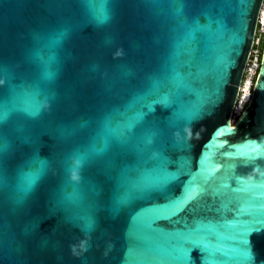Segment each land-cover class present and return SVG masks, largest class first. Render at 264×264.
<instances>
[{
	"label": "snow or ice",
	"instance_id": "obj_1",
	"mask_svg": "<svg viewBox=\"0 0 264 264\" xmlns=\"http://www.w3.org/2000/svg\"><path fill=\"white\" fill-rule=\"evenodd\" d=\"M154 8H167L171 16V30L168 37V52L163 71L149 78L148 87L135 93L121 108H116L103 118V132L87 149H74L79 171L84 173L98 160L105 161L106 173L114 177L117 191L112 199L110 215L120 217L137 202L152 201L154 198L163 203H152L132 217L131 226L126 234V252L123 264H194L193 251L200 253L204 264H256V253L250 237L264 232V145L260 141L246 139L241 145H230L223 137L235 132L225 125L216 130L213 136L215 144L206 147L229 151L220 155L227 160H242L243 167L255 168L257 175L244 178L236 173V163L217 164L207 154L199 160L198 170L193 173L191 157L181 156L174 161L170 152L185 153L191 148L185 129L200 121L223 98L229 83L230 69L234 63L232 56L239 55L248 32L251 11L255 0H201L213 7H219V14L213 16L207 8L200 14H191L193 0H143ZM95 19L108 25L114 19L115 8L119 0H87ZM234 13L237 28L229 30L222 19L225 11ZM258 25L264 29V8L259 12ZM63 36V33L60 34ZM203 46L208 61L211 82L201 80L200 89L192 87L189 72L185 75L181 69L191 66V59L198 47ZM264 48V41L261 42ZM183 57L189 59L185 61ZM0 64V72L6 71ZM126 75H131L130 72ZM242 81L239 93L246 99L250 88ZM264 80L256 79L257 89ZM11 101L0 105V119L9 110L17 108L40 118L42 110L37 90L25 91L15 76L8 77V89ZM185 93H191L194 101L186 102ZM51 103L55 92L51 94ZM157 107L167 113L166 119L153 123L152 114ZM88 120L81 121V127H89ZM179 133L176 138L174 133ZM168 134L167 140L164 139ZM167 145V146H166ZM113 153L131 157V162L117 170L111 159ZM54 157H42L35 153L28 162L29 171L25 176V191L35 188L49 175ZM62 168L71 166V161H61ZM174 167L175 170H172ZM221 168L227 174L218 177ZM190 179L183 184L178 195L171 192L172 186L182 177ZM235 184V186H233ZM88 188L95 192L97 185L89 182ZM69 198L79 200V192L73 191ZM212 201L209 210H215L216 218L202 217L197 208L189 211V205L201 201ZM221 201L219 206L215 201ZM233 211L235 216L226 219L221 213ZM162 221L170 222L168 230L160 226ZM77 223L85 231L95 233L99 228V217L94 211H88L77 218ZM90 251L88 248L87 252ZM109 253L111 248L107 250ZM73 252L77 255V249ZM7 258V251L0 248V261Z\"/></svg>",
	"mask_w": 264,
	"mask_h": 264
},
{
	"label": "water",
	"instance_id": "obj_2",
	"mask_svg": "<svg viewBox=\"0 0 264 264\" xmlns=\"http://www.w3.org/2000/svg\"><path fill=\"white\" fill-rule=\"evenodd\" d=\"M263 0H255L251 19L239 55L232 56L234 61L229 74V83L222 100L200 121L187 127L186 138L191 145L185 153L170 152L174 161L181 156L191 157L193 173L198 170L200 158L207 154L217 164L236 163V173L247 178L259 175L255 168L243 167L242 160L231 161L220 155L228 148L206 147L213 140L214 133L228 125L236 131L223 137L230 145H241L246 139L260 141L264 145V90L257 89V76L264 80V48L258 64L248 101L240 115L233 122L231 112L242 80L246 60L249 56L257 24V17ZM207 8L213 16L219 14V7H213L201 0H193L191 14H200ZM222 19L229 30L238 26L237 16L226 10ZM167 8H154L143 0H119L114 19L104 29L86 26L81 15L79 0H0V62H20L25 50L32 43V36L47 33L60 25L67 24L73 30L72 38L66 43L62 53L59 78L55 84V100L51 103L50 115L37 126L39 134V154L42 157H56L59 152L54 129L50 125L69 123L84 118L90 122V129H96L98 122L116 108H121L138 92L145 90L149 78L163 71L168 52V37L172 27ZM203 46L198 47L191 59V66L181 71L192 73V87L200 89V81L211 82L208 61ZM187 61L188 57H183ZM130 72L131 75H126ZM264 88V85L261 86ZM186 102L194 101L191 93H185ZM167 113L157 107L152 119L163 121ZM168 134L164 139L167 140ZM167 146V145H166ZM117 170L131 162V157L112 155ZM264 168V162H261ZM105 161L88 169L87 177L103 185L105 210L99 215V228L92 233L90 251L77 256L75 247L85 241L84 234L69 223L63 213L53 203V193L57 189L59 175L49 174L34 190L27 205L18 211L0 206V248L7 251V258L0 264H123L126 252V234L131 226L132 217L152 203H163L154 198L152 201L137 202L120 217L110 215L112 199L117 191L114 178L117 171L109 176ZM172 170H175L174 167ZM227 174L226 168L216 173L218 177ZM190 179L184 176L175 183L171 192L178 195L183 184ZM235 186V184H233ZM212 201H201L189 205V211L197 208L202 217L216 218V211L209 210ZM221 201H215L219 206ZM209 207H202L201 205ZM226 219L235 212L221 213ZM160 226L166 230L172 225L162 221ZM251 243L256 253V264H264V232L253 234ZM109 244L112 251L109 253ZM194 264H204L200 253L193 251ZM231 264V262H227Z\"/></svg>",
	"mask_w": 264,
	"mask_h": 264
},
{
	"label": "clouds",
	"instance_id": "obj_3",
	"mask_svg": "<svg viewBox=\"0 0 264 264\" xmlns=\"http://www.w3.org/2000/svg\"><path fill=\"white\" fill-rule=\"evenodd\" d=\"M81 15L86 26H94L104 29L107 23L100 24L96 21L92 9L87 0H79ZM63 33V36L60 34ZM73 30L67 24L60 25L47 33H35L32 43L28 47L20 62L3 63L6 71L0 72V89H8V77L15 76L25 91L37 90L42 116H31L20 108L3 111L7 113L0 119V206L8 207L13 211L23 209L29 202L35 186L32 190L25 191V176L30 170L28 162L35 153H39V134L37 126L51 112V94L61 72V53L66 43L72 38ZM11 101V93H0V105H7ZM78 118L69 123L50 125L54 129L53 138L57 142L59 152L54 157L49 174L59 175L60 182L53 193V203L57 210L63 213L65 219L76 226L85 237V241L79 245L77 256H83L90 247L92 233L83 230L77 223V218L88 211H94L99 217L105 210L103 185L99 181L88 179V169L81 173L78 160L73 155L74 149H87L103 132V119L98 122L96 129L81 127ZM158 120L153 123L159 125ZM185 131H188L186 128ZM179 138V133H174ZM115 155V153H113ZM71 166L62 168L61 161L69 160ZM98 160L93 166L98 165ZM97 185L95 192L90 191L88 183ZM73 191L79 192V200L69 198ZM112 245L109 244V248Z\"/></svg>",
	"mask_w": 264,
	"mask_h": 264
},
{
	"label": "built area",
	"instance_id": "obj_4",
	"mask_svg": "<svg viewBox=\"0 0 264 264\" xmlns=\"http://www.w3.org/2000/svg\"><path fill=\"white\" fill-rule=\"evenodd\" d=\"M262 7H264V2L262 3L261 7H260V10L262 9ZM259 10V12H260ZM258 19H259V14H258V17H257V24H256V29H255V33H254V38H253V42H252V45H251V48H250V52H249V56L246 60V64H245V67H244V71H243V76H242V80H241V83H240V86L239 88L241 87V84H242V81H245V82H249L248 85H249V88L253 85V81L252 80L253 78L252 77H255L254 75L256 74V70H257V67H251L249 61L251 60V56L253 55L252 53L255 51L254 49V43H257L258 42V37L256 35V30L259 28V25H258ZM249 77V78H246V77ZM244 94L243 93H239L237 94V97H236V100L234 102V105H233V108H232V112H231V120L234 122L237 117L240 115L241 111L243 110V108L245 107L247 101H248V98H249V93H248V96L246 99H242L241 97L243 96Z\"/></svg>",
	"mask_w": 264,
	"mask_h": 264
},
{
	"label": "rangeland",
	"instance_id": "obj_5",
	"mask_svg": "<svg viewBox=\"0 0 264 264\" xmlns=\"http://www.w3.org/2000/svg\"><path fill=\"white\" fill-rule=\"evenodd\" d=\"M264 2V0H263ZM264 34V29H261L260 27L256 30V35H257V39H258V42L257 43H254V49L255 51L252 53L253 55L251 56V60L249 61L251 67H257V65L259 64V58H260V50H261V40H260V37L261 35L263 36ZM257 71V70H256ZM256 76V74L254 75ZM246 78H249L248 76ZM254 80V77H252ZM247 86V84H246ZM251 92V87H250V91H249V94ZM248 96V95H247Z\"/></svg>",
	"mask_w": 264,
	"mask_h": 264
},
{
	"label": "trees",
	"instance_id": "obj_6",
	"mask_svg": "<svg viewBox=\"0 0 264 264\" xmlns=\"http://www.w3.org/2000/svg\"><path fill=\"white\" fill-rule=\"evenodd\" d=\"M260 40H261V41H264V34H263V36L261 35ZM261 51H262V48H261V50H260V58H261ZM260 58H259V62H260ZM257 73H258V70H257V72H256V75H257ZM254 78H255V77H254Z\"/></svg>",
	"mask_w": 264,
	"mask_h": 264
},
{
	"label": "bare ground",
	"instance_id": "obj_7",
	"mask_svg": "<svg viewBox=\"0 0 264 264\" xmlns=\"http://www.w3.org/2000/svg\"><path fill=\"white\" fill-rule=\"evenodd\" d=\"M262 8H264V7H262ZM248 83H249V82L247 81V83H246V84H247V87H249Z\"/></svg>",
	"mask_w": 264,
	"mask_h": 264
}]
</instances>
